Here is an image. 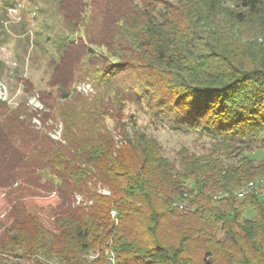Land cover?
Returning a JSON list of instances; mask_svg holds the SVG:
<instances>
[{"label":"trees","instance_id":"obj_1","mask_svg":"<svg viewBox=\"0 0 264 264\" xmlns=\"http://www.w3.org/2000/svg\"><path fill=\"white\" fill-rule=\"evenodd\" d=\"M52 1L72 35L56 43L42 107L0 99V189L22 183L5 196L12 223L0 264L15 248L32 264H106V250L116 264H264V200L233 194L264 175L252 156L264 154V0ZM100 45L143 67L147 91L123 90L97 67ZM75 49L86 50L80 66L70 64ZM87 81L103 88L96 108L73 87ZM137 94L154 122L206 146L171 159L155 137L126 129L121 115ZM59 124L57 141L49 132ZM34 199L54 203L52 230L28 209Z\"/></svg>","mask_w":264,"mask_h":264},{"label":"rangeland","instance_id":"obj_2","mask_svg":"<svg viewBox=\"0 0 264 264\" xmlns=\"http://www.w3.org/2000/svg\"><path fill=\"white\" fill-rule=\"evenodd\" d=\"M229 7L234 9L232 5ZM99 22H102V19H99ZM96 30L95 26L94 31ZM37 33L42 34L37 36ZM66 35H72L71 29L58 11L54 1L0 0V43L2 44L0 48V99L6 101L12 108L18 107L23 100H28L30 107H42L41 102L38 101V92L47 90V83L53 74L51 61L54 58L58 60L56 43ZM96 42L97 40L94 39L91 44L94 45ZM85 47L89 48L90 45L85 44ZM96 48L101 56L94 61L95 65L107 68L117 74V86H120L123 90L133 86L136 93L139 90L147 91L144 88L146 86L144 83L149 79V74L143 67L133 60L122 59L120 52L117 51L115 46L109 50L101 45ZM85 52L86 50L75 49L69 58L70 64L78 66L82 62H86ZM26 81L33 87L32 90L27 88ZM73 87L87 101L89 108L98 106V100L103 95V88L100 89L98 86H93L90 81L75 84ZM162 89L161 92L165 94V89ZM157 94L159 95L160 92L157 91ZM136 97L138 101L125 103L126 105L121 115L122 124L126 129H140L146 134L155 137L162 145L165 155L171 159H174L176 151L183 147H187L194 152H201L203 147L206 146V139L199 140L197 136L178 134L167 126H161L154 122L138 94ZM146 97L148 99L152 98L147 95ZM33 123L37 125L38 129H41L42 124L39 117L35 118ZM104 123L111 129L115 126V121L109 117L105 118ZM41 131L44 132L43 129ZM62 131V124H59L55 130L49 132V136L59 141L61 140ZM35 145L37 143L33 146ZM32 149L31 145L27 148L28 151ZM252 156L257 163L264 159L262 152ZM15 162L11 163L10 170L17 173L19 169H14ZM27 180L35 184L39 181L38 178L32 177H28ZM18 183L22 184L20 181ZM19 184L0 189V235L12 223L7 216L9 205L5 196L14 192L13 190ZM188 185L191 187V183H188ZM97 189L102 195H109V192L100 185L97 186ZM52 197H54V194L48 198ZM76 201L79 204L82 198L76 196ZM53 205L54 203L48 204L38 199L27 202L31 213L37 216L41 223L50 230L53 229V218L50 211ZM245 215L252 217L253 214L250 211L248 214L245 212ZM31 224L30 222L26 224L28 229H32L33 225ZM220 238L223 239L224 235L220 234ZM106 251L108 253V250ZM98 257L99 255L95 253L89 255L92 260ZM1 258L3 259V264H32V262L25 260V251L22 248L2 252ZM197 261L201 264L200 258Z\"/></svg>","mask_w":264,"mask_h":264},{"label":"built area","instance_id":"obj_3","mask_svg":"<svg viewBox=\"0 0 264 264\" xmlns=\"http://www.w3.org/2000/svg\"><path fill=\"white\" fill-rule=\"evenodd\" d=\"M209 194L215 201H222L227 197V193L220 191L210 192ZM233 194L238 202H243L249 196L264 200V175L242 182L234 189ZM107 256V264H116L113 254L107 253Z\"/></svg>","mask_w":264,"mask_h":264}]
</instances>
